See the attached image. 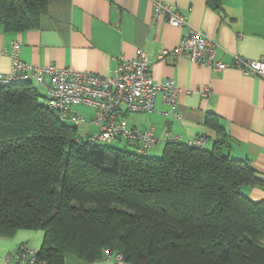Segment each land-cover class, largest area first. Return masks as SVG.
I'll use <instances>...</instances> for the list:
<instances>
[{
    "label": "trees",
    "instance_id": "1",
    "mask_svg": "<svg viewBox=\"0 0 264 264\" xmlns=\"http://www.w3.org/2000/svg\"><path fill=\"white\" fill-rule=\"evenodd\" d=\"M48 2L0 0V23L35 28ZM43 98L32 80L0 84V237L41 231L48 264L110 251L129 264H264V199L241 189L264 176L223 153L226 134L139 154L89 143Z\"/></svg>",
    "mask_w": 264,
    "mask_h": 264
},
{
    "label": "crops",
    "instance_id": "2",
    "mask_svg": "<svg viewBox=\"0 0 264 264\" xmlns=\"http://www.w3.org/2000/svg\"><path fill=\"white\" fill-rule=\"evenodd\" d=\"M163 1L179 10L192 28L217 43L213 63H225L224 69L185 57L173 62L156 59L158 50L175 46L185 29L170 25L164 18L153 23L152 0H49L35 28L6 32L0 23V50L15 41L19 59L28 64H51L110 77L118 60L132 59L141 49L149 59L153 80L162 83L172 79L179 88L174 109L179 117L162 103L160 94L151 112L121 113L129 127L152 128L155 141L148 148L152 155L163 149L167 138L187 141L203 134L206 146H210L224 133L228 144L223 153L248 161L264 176V84L259 76L245 74L232 65L234 55L248 60L264 57V0ZM10 63V56L0 54V72L8 71ZM33 84L46 94L43 86ZM82 115V124L94 128L86 114ZM207 115L215 118L209 124L220 125V132L205 123ZM124 145L132 146L128 142ZM241 189L252 200L264 199V182ZM42 237L41 231L29 229L0 237V264H15L17 247L26 244L38 249ZM8 254L11 258L7 262L4 257ZM65 264L78 261L68 257ZM89 264L129 263L99 259Z\"/></svg>",
    "mask_w": 264,
    "mask_h": 264
},
{
    "label": "built area",
    "instance_id": "3",
    "mask_svg": "<svg viewBox=\"0 0 264 264\" xmlns=\"http://www.w3.org/2000/svg\"><path fill=\"white\" fill-rule=\"evenodd\" d=\"M161 18L172 26L185 29V32L175 46L160 48L156 59L173 62L178 57H185L216 70L226 67V64L221 61L213 63L217 44L213 39L192 28L186 17L172 4L163 0H152V22L155 23ZM18 51L19 46L15 41L9 48L0 50V54L11 58L9 70L0 72V84H9L23 79L32 80L43 86L46 90L48 105L71 125L79 126L85 122L82 114L72 111V106L82 105L90 108L92 112L87 122L95 126L96 131L94 134H87L83 139L91 144H115L124 140L132 144L135 152L146 153L155 141L152 128L141 130L129 127L121 113L122 111H153L157 94H160L162 103L169 107L174 117H179L174 110L179 92L178 86L172 79L162 83L155 82L150 74L149 59L141 49L132 59L118 60L110 77L51 64L34 66L20 60ZM232 65L245 74L259 76L264 84V57L248 60L234 55ZM167 139L176 140L178 137ZM204 139V136L200 135L186 142L190 145H201ZM10 258V254L4 257L7 262ZM104 259H111L114 262L123 261L122 255L114 251L106 252ZM15 264H48V262L38 256L36 249L19 245L15 252Z\"/></svg>",
    "mask_w": 264,
    "mask_h": 264
},
{
    "label": "rangeland",
    "instance_id": "4",
    "mask_svg": "<svg viewBox=\"0 0 264 264\" xmlns=\"http://www.w3.org/2000/svg\"><path fill=\"white\" fill-rule=\"evenodd\" d=\"M40 90L41 91H39V92L44 96V98L42 100H44L45 103H47V98H45V96H46L45 91L43 89H40ZM71 109H72L73 112H77V113H80V114L85 113L87 118H89V116H90V114L92 112V110L90 108H88L86 106H82V105H74V106H72ZM67 123H69V122L67 121ZM95 131H96L95 127L94 128L90 127L87 124L86 125L85 124H81V125L77 126V128H76L77 134L82 136V138H85V135L87 133L94 134ZM124 143H125V141L122 140V141L117 143L118 144L117 146L121 147L122 145H124ZM132 148L133 147L131 145L127 146V149L131 150ZM161 152H162V149L157 154H153V155L159 156L161 154ZM148 154L152 155V153L149 150H148Z\"/></svg>",
    "mask_w": 264,
    "mask_h": 264
}]
</instances>
